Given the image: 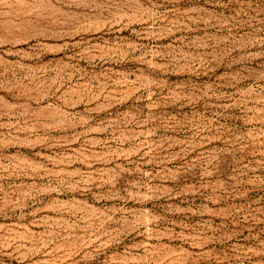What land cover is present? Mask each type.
Returning <instances> with one entry per match:
<instances>
[{
	"label": "rangeland",
	"instance_id": "rangeland-1",
	"mask_svg": "<svg viewBox=\"0 0 264 264\" xmlns=\"http://www.w3.org/2000/svg\"><path fill=\"white\" fill-rule=\"evenodd\" d=\"M0 264H264V0H0Z\"/></svg>",
	"mask_w": 264,
	"mask_h": 264
}]
</instances>
